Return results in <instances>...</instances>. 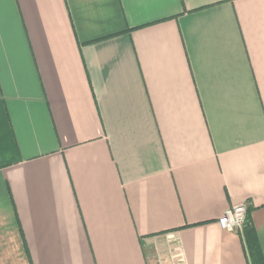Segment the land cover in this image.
Here are the masks:
<instances>
[{
  "label": "crops",
  "instance_id": "crops-1",
  "mask_svg": "<svg viewBox=\"0 0 264 264\" xmlns=\"http://www.w3.org/2000/svg\"><path fill=\"white\" fill-rule=\"evenodd\" d=\"M0 264H264V0H0Z\"/></svg>",
  "mask_w": 264,
  "mask_h": 264
},
{
  "label": "built area",
  "instance_id": "built-area-1",
  "mask_svg": "<svg viewBox=\"0 0 264 264\" xmlns=\"http://www.w3.org/2000/svg\"><path fill=\"white\" fill-rule=\"evenodd\" d=\"M219 226L224 230L242 231L248 224L247 207L239 205L227 209L218 221Z\"/></svg>",
  "mask_w": 264,
  "mask_h": 264
},
{
  "label": "trees",
  "instance_id": "trees-1",
  "mask_svg": "<svg viewBox=\"0 0 264 264\" xmlns=\"http://www.w3.org/2000/svg\"><path fill=\"white\" fill-rule=\"evenodd\" d=\"M248 213H249V211H247L248 224L246 225L245 229H248L249 228L248 227L249 226V214ZM249 232H250V229L246 231L247 236H248ZM249 245H250L251 254L252 255H254V254H257L258 255V252L256 250L257 249V246H256L255 242H251V243H249Z\"/></svg>",
  "mask_w": 264,
  "mask_h": 264
}]
</instances>
